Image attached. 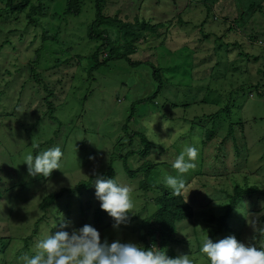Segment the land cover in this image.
I'll use <instances>...</instances> for the list:
<instances>
[{
  "label": "rangeland",
  "instance_id": "rangeland-1",
  "mask_svg": "<svg viewBox=\"0 0 264 264\" xmlns=\"http://www.w3.org/2000/svg\"><path fill=\"white\" fill-rule=\"evenodd\" d=\"M257 1L105 0L103 16L125 24L147 23L157 28L138 43L137 54L131 59L160 69L163 85H169L162 94L172 100L180 98L177 106H182L170 107L160 97L155 100L158 112L149 110L146 114L143 110L139 113L142 116L138 114V119L127 124L131 103L152 96L158 84L153 82L152 71L145 64L129 72L127 65H123L124 69L116 68L121 61L98 74L95 71L91 75L95 80L89 79V70L95 65L92 57L97 50L105 43L104 53L99 50L102 60L112 42L118 41L114 43L120 47L128 40L121 29L109 23L96 30L97 34L105 32V42L89 37V27L98 18L95 0H83L81 14L75 17L64 16V0H43L45 13L35 15L33 23L27 17L31 9L9 16L10 10L5 11L7 0H0V237L3 241L11 243L14 251L24 248L20 238L29 236L34 229L41 215L42 199L63 187L73 188L113 164L120 183L132 189L134 215L118 229L98 230L101 241L107 239L111 243L119 239L122 243L143 245L137 228L144 218L155 213L154 197L141 191L139 182L143 176L136 180L126 176L122 158L130 151H140L139 140L132 133L144 130L150 133L157 167L171 175L176 174L175 170L160 163L172 164L176 150L180 152L185 143H193V137H198L203 172L197 176L194 172L184 174L186 188L181 195L189 204L192 216L178 225L176 238L183 243L172 248L177 256L187 254L195 264H208L199 247L206 236L213 241L223 238L216 231L220 228L218 218L228 211L231 199L227 195L234 194L236 185L248 184L250 188L257 185L264 189V97H258L249 87L264 85V2L241 20L249 5ZM235 21L240 24L234 25ZM225 71L227 77L222 76ZM176 86L181 87L179 94ZM241 91H244L242 96ZM193 98L202 101L184 109L183 105L188 106L187 102ZM205 99L206 105H202ZM219 110L228 118L217 116ZM239 123L244 126L245 135L240 136L236 128L232 140H239L241 145L231 139L226 141V174L216 177L207 167L215 165L218 146L231 124ZM128 125L130 134L125 131ZM158 125L160 129H156ZM162 128L171 131L164 136ZM210 131L218 136L208 140L206 134ZM202 136L204 145L199 144L200 147ZM55 146L64 155L60 168L46 178L43 191L36 182L42 177L28 175L24 157ZM153 158L149 155L145 161ZM111 161L114 163L110 164ZM29 181L36 184L35 191L39 190L31 195L32 200L29 197L26 209L12 217L1 192ZM251 193L247 196L253 203L246 204L248 214L244 216L237 211L234 218L238 225L243 224L239 241L258 245L264 242V236L256 239L258 232L249 221L255 219L256 227H262L258 221L264 215V195ZM97 202L95 198L96 207ZM26 218L29 221L24 223ZM236 228L226 236H234ZM46 235L44 232L41 238H35L30 248ZM27 254L31 255V251Z\"/></svg>",
  "mask_w": 264,
  "mask_h": 264
},
{
  "label": "trees",
  "instance_id": "trees-1",
  "mask_svg": "<svg viewBox=\"0 0 264 264\" xmlns=\"http://www.w3.org/2000/svg\"><path fill=\"white\" fill-rule=\"evenodd\" d=\"M64 8H63V14L65 17H75L79 16L82 11V2L83 0H64ZM96 1V11L98 13L97 20L89 27V37L91 39H102L104 42L105 39V32L102 31L100 33H96V30H99L102 25L105 23L116 25L119 29L122 30L123 36L126 37L128 40L124 45L116 46L114 42L119 43L115 39H113L111 43L110 49H108V52L106 54V57H103L102 60H100L99 57V50L102 49V53H104V44L97 50V52L94 54L93 61L95 63L94 66L89 70V79L95 80V77H91L95 73L98 74L99 72H103V68H111L116 61H121L122 63H119V66H116V68H122L124 69L123 65H127L129 67V72H132L131 70L146 65L147 68H149L152 71V80L155 81L157 85V88L152 96H149L146 99L138 100L137 102L131 103V108L127 117V124H130V121L138 119L137 115L141 113V111H145L147 114L149 110H152L153 112H158V102L155 100L157 98L164 99L165 102L168 103V106L170 107H182L177 106V103H180V98L171 99L170 97H165V94H162V91L165 87L169 85H163L165 82L162 78V75L160 74V69L155 67L151 63H144L143 61H134L131 59V57L135 54H137V45L141 41H143L145 38L149 37L150 34H153L152 32L156 31V27H153L147 23H141V24H125L122 21L114 20L111 17H105L102 15L104 10V3L105 0H95ZM207 1V0H203ZM264 0H258L255 4L252 3L249 5V8L247 9L246 13L241 17V20H245L246 17L254 11L255 8L259 7L260 4H262ZM27 9H31V12L27 15L28 19L31 20V23H33V17L35 15H43L45 13V7L43 5V0H37L36 3H32V0H7V4L5 7V11L10 10L8 13L9 16L16 15L23 13ZM1 12V11H0ZM240 24L239 21H235L234 25ZM46 32V31H45ZM206 39L209 38V36L205 37ZM228 52V51H227ZM122 65V66H121ZM228 73V71H227ZM226 71L223 73L222 76H226ZM264 76V71H263ZM92 81V80H91ZM251 91L257 93L258 97H264V85H251L249 86ZM181 87L176 86L175 90L179 94V89ZM260 88H263L262 92L260 91ZM168 92L171 94L170 90ZM244 93V91H241L239 95ZM173 95V94H172ZM186 96V95H185ZM242 96V95H241ZM174 100H179L178 102H173ZM202 101V100H201ZM201 101L195 100V98L191 99V101H188V106L183 105V108H187L189 106L195 105ZM202 105H206V99L201 103ZM142 116L141 114H139ZM217 116L222 118H228V116H225L223 114V111L219 110L216 113ZM216 117V116H215ZM151 122V121H150ZM187 122V120H186ZM237 126V127H236ZM18 128V127H17ZM21 127H19V130ZM129 125L125 129L127 134L129 133ZM160 126H156V129ZM239 128V132L241 133L240 136L244 137L245 128L241 123L239 124H231V129L227 133V136L224 138V140H221L218 150L219 153L215 155L214 161H216L215 165H211L207 167L209 172H212L216 177L223 176L226 171V166L224 165L225 161V144L226 141L234 138L235 131L234 129ZM11 130L13 128L11 127ZM22 130H24L22 128ZM142 132H136L132 131V136L138 138L139 144H140V151H130L128 152L125 157L122 158V166L126 171V176L129 177L132 180H136L139 178V176H143V178L139 182V187L141 191H143L146 195H152L154 198H152L153 204L152 206L155 207V213L152 215H149V217L144 218L142 222L139 224V227L137 228V234L139 236V241L143 244L145 248L150 247L151 245L158 246L159 249H166L168 246H170L168 250V256L170 258H175L177 255L175 253V250L172 248L174 244H182L183 242L180 241L178 238H176V234L178 233V225H180L181 222L190 220L192 216L191 208L189 204L186 202V200L183 198L181 194L174 195L170 189H168L163 183V176L164 171L163 169H160L157 167L158 158H153L152 153H156L153 148H151L152 143L151 140L148 137L149 131L141 130ZM171 131V128L167 131L166 129L162 128L161 133L162 135L166 136L168 132ZM59 131L56 132L58 134ZM161 135V138H163ZM170 135V133H169ZM147 136V137H146ZM208 140H212L216 138L218 135L213 134V131L208 132L206 134ZM185 138H183L184 140ZM132 142L133 139H130ZM264 140V138H263ZM233 141V140H232ZM153 142V141H152ZM186 142V140H185ZM234 142V141H233ZM154 143V142H153ZM234 143L240 144V141L237 140ZM54 144V141H51V145ZM131 144V143H130ZM201 144L204 145V138L202 136L201 140L198 142V145ZM242 145H244L242 143ZM186 146V143H185ZM200 146V145H199ZM201 147V146H200ZM200 150H203V147L200 148ZM157 151V150H156ZM240 152V150H238ZM179 150H176V154L178 155ZM151 156L153 159H148L145 161L146 157ZM143 163L138 166L139 162ZM114 163L111 161L110 164ZM164 164L167 167H171V163H160ZM197 170H189L186 174H191L194 172V175H201L203 172V161L201 158V154H198L197 164H196ZM192 171V172H191ZM96 176H101L103 178H114L118 182L119 179L117 177V173L114 169L113 164L107 168L106 171H102L100 174H94L91 178L88 180L80 181L78 184L73 186V188H61L59 191L51 192L48 196H46L44 199H42L39 208H40V217L35 221L34 223V229L32 230L31 234L26 237L20 238V241L24 244L22 249H20L18 252L14 248L12 249L11 243H8V241H3L2 239L0 244V264H19L17 263L18 257L25 253H29L31 251V255L34 254L35 251V244H32L30 248V244L35 240V238H41L42 233H54L56 231L61 230L59 227V222L61 219H63L64 222L70 223V227L64 229L66 231L72 230L73 228H79L82 227L85 224H89L93 227H95L97 230L103 231L107 230L112 227L113 220L108 216L107 213L102 211L99 207V202L96 204L97 207L94 205L95 200V188L94 184L91 183L94 181ZM47 179L42 177L38 181L39 188L42 186L43 191L46 189ZM39 188L36 189V184H32V181H29L24 184H18L14 185L13 189H3L1 192V197L3 198V203L7 204L10 208L11 216L14 217L18 214H21V211L26 209L27 202L30 200V196L34 193H37ZM258 187L257 185H254L252 188L246 185H236L234 188V194L233 195H227L228 198H230L229 205H227V213L218 218V222L220 223L219 229L216 232H219L223 235V238L226 237V234L229 232H234V228H236V233L234 236L237 240H240V234L243 231V224L238 225V220L234 218L236 210V204L238 201L243 202L247 204L248 206L252 205L253 203L248 201L247 196H251L249 194H252L251 192H261L262 195H264V189ZM29 198V199H28ZM31 196V200H32ZM148 207L147 205H145ZM23 208V209H22ZM16 212V213H15ZM9 216V217H11ZM212 219L216 220V217L213 215ZM29 218H26V222ZM264 226V215L260 218L258 221ZM23 223V224H24ZM18 225V224H16ZM28 226V224H26ZM25 225V227H27ZM57 225V226H56ZM20 226V225H19ZM260 236L259 233L255 236L257 239ZM7 238V237H6ZM5 238V239H6ZM14 247V246H13ZM17 253V254H16Z\"/></svg>",
  "mask_w": 264,
  "mask_h": 264
},
{
  "label": "clouds",
  "instance_id": "clouds-1",
  "mask_svg": "<svg viewBox=\"0 0 264 264\" xmlns=\"http://www.w3.org/2000/svg\"><path fill=\"white\" fill-rule=\"evenodd\" d=\"M197 141L198 137L194 136L193 143L184 146L175 157L171 167L176 174L165 173L163 176L162 183L174 195L184 192V174L196 168L199 154ZM63 155L59 146L50 147L35 155L27 154L23 164L27 166L29 176L48 178L53 170L60 168ZM91 183L94 184V195L100 209L113 220L112 227L118 229L122 224L126 225L130 215H134L131 187L114 178L101 176H96ZM236 210L244 215L247 213L246 204L238 201ZM58 224L61 230L39 239L35 243L34 254L21 255L18 257L19 264H195L190 255L170 258L166 249H158L154 244L145 248L131 242L122 243L119 239L111 243L107 239L101 241L99 231L89 224L72 228L70 232L64 230L70 227V223L61 219ZM249 224L255 232L264 236V226L257 228L255 219ZM199 252L208 264H264V242L245 244L233 235L216 241L206 236L201 240Z\"/></svg>",
  "mask_w": 264,
  "mask_h": 264
}]
</instances>
